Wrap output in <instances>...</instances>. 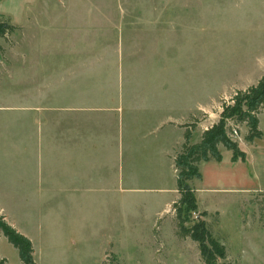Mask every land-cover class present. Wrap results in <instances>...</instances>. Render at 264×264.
I'll list each match as a JSON object with an SVG mask.
<instances>
[{
    "label": "rangeland",
    "instance_id": "1",
    "mask_svg": "<svg viewBox=\"0 0 264 264\" xmlns=\"http://www.w3.org/2000/svg\"><path fill=\"white\" fill-rule=\"evenodd\" d=\"M0 20L14 26L0 36V106L48 74V101L64 106L63 64L79 59L85 65L71 74L96 67L82 91L95 90L92 102L111 110L93 115L111 165L96 178L101 186L44 197L8 185L19 136L12 113L0 112V203L31 240L36 264H203L196 243L176 236L168 155L181 134L163 124L185 119L196 90L218 81V66L250 69L264 57V0H0ZM226 104L217 100L221 111ZM257 117L263 134L253 143L245 123L228 121L245 161L220 143L222 160L199 162L201 178L190 182L228 264H264V106ZM0 236L5 264H20Z\"/></svg>",
    "mask_w": 264,
    "mask_h": 264
},
{
    "label": "crops",
    "instance_id": "2",
    "mask_svg": "<svg viewBox=\"0 0 264 264\" xmlns=\"http://www.w3.org/2000/svg\"><path fill=\"white\" fill-rule=\"evenodd\" d=\"M67 60L68 62L63 64L65 70H63L60 87L62 97L65 99L64 106L54 107L53 103L48 101L54 91L53 86H50L51 76H48L49 74L43 75L44 77L38 85L37 83L31 85L17 94L18 100L14 106H0V112L12 113L15 129L19 136L16 141L18 153L16 178L12 182L9 181L8 185H12L13 189L18 190L20 194L44 197L53 195L55 191L64 194L69 193L72 189H77L78 192L87 188L96 190L101 186L96 181L99 172L103 168H111L107 159H102L101 147L104 142L99 137V131L93 118L96 112H111V110L99 103L92 102L95 90L93 92L82 91L86 86L82 87L86 80L96 78V67L81 69L80 73L74 76L69 68L75 67V65L80 68L85 65V62L78 59L70 63L69 59ZM253 62L254 65L250 69L245 66L238 69L229 68L227 65L218 66V81L207 80L196 90L197 101L185 119L180 122L169 120L163 124V126L170 125L173 129H179L181 134L178 143L168 155L172 161L175 152L183 142L185 128L182 125L187 119L203 115V119H199L195 123L189 139L191 144L197 143L200 141L203 131L216 123L219 118L221 108H218L217 100L230 98L232 92L256 84L264 75V57L256 56ZM48 67L46 65L40 69L43 74H47L48 69L46 68ZM77 83L79 84L77 85ZM118 113H120L119 110ZM55 114L62 116L61 122H55ZM246 159L247 153L245 152ZM238 161L241 160L237 159L234 162ZM192 181L193 179L188 183L191 185ZM0 213L5 215L12 226L26 235L10 219L1 203ZM0 239L3 238L0 236Z\"/></svg>",
    "mask_w": 264,
    "mask_h": 264
},
{
    "label": "trees",
    "instance_id": "3",
    "mask_svg": "<svg viewBox=\"0 0 264 264\" xmlns=\"http://www.w3.org/2000/svg\"><path fill=\"white\" fill-rule=\"evenodd\" d=\"M13 29L12 24L0 20V36L12 32ZM235 92L236 94L232 96V104L223 106L219 119L203 131L199 142L194 144L189 142L191 130L194 129L198 120L192 122L191 125H182L185 127L183 142L173 158V166L176 171V191L179 195L172 205L176 220V236L181 239L189 238L196 243L203 264H228L225 261L227 251L208 228L204 219L207 212L198 211L195 189L188 182L192 179L201 178L199 162L211 159L221 160L218 150L220 143L231 151L233 161L245 160V152L227 134L228 121L246 124L248 128L245 135L246 141L262 137V131L258 127L257 115L264 106V75L256 84ZM192 213L197 215L194 220H191ZM0 235H3L17 250L20 264H36L31 240L12 226L2 213H0ZM5 263L6 259L0 257V264Z\"/></svg>",
    "mask_w": 264,
    "mask_h": 264
},
{
    "label": "built area",
    "instance_id": "4",
    "mask_svg": "<svg viewBox=\"0 0 264 264\" xmlns=\"http://www.w3.org/2000/svg\"><path fill=\"white\" fill-rule=\"evenodd\" d=\"M236 94V92H233V94L232 95H235ZM226 101H227V103L230 101V103H232L233 101H232V96L230 97V100L228 99H225ZM227 105V104H226ZM232 133L233 134H237V130L236 129H234V128H232Z\"/></svg>",
    "mask_w": 264,
    "mask_h": 264
}]
</instances>
